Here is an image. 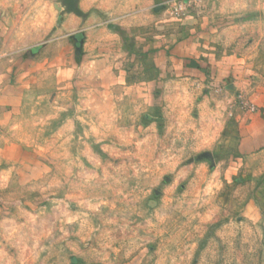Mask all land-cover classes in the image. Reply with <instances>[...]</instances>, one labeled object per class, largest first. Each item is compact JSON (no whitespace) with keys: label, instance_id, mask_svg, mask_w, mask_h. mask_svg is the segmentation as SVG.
<instances>
[{"label":"rangeland","instance_id":"1","mask_svg":"<svg viewBox=\"0 0 264 264\" xmlns=\"http://www.w3.org/2000/svg\"><path fill=\"white\" fill-rule=\"evenodd\" d=\"M9 27L0 264H264V149L114 89L141 68L217 100L264 87V0H37V40ZM182 54L196 74H172ZM240 85L228 117L256 110Z\"/></svg>","mask_w":264,"mask_h":264},{"label":"crops","instance_id":"2","mask_svg":"<svg viewBox=\"0 0 264 264\" xmlns=\"http://www.w3.org/2000/svg\"><path fill=\"white\" fill-rule=\"evenodd\" d=\"M7 10L17 11L18 13L21 11L25 12L23 17L22 14L19 17L22 19H18L17 15L16 17L15 15H8ZM7 25L8 28L6 27ZM9 25L18 28L19 32L17 35L21 38V41L37 40V38H33V36H37V0H16V2L0 0V40H8L11 32ZM31 27L34 28L31 29ZM179 56L180 58L182 57V60H180L178 65L173 66L174 73L172 74L184 75L198 72L196 69L197 64L186 60L188 55L182 54ZM141 70L138 72L142 74L141 78L139 77L135 80L133 76H130L128 81H125V71L118 72L116 79H119V81L115 83L114 89L120 92L121 97L130 99V101L133 100L138 104L141 103L139 101H144L147 107L154 106L156 101H163V103L168 101L167 106L169 107V101L171 102L173 98L189 100L192 106L191 110H193V112L191 111L193 117L191 122H193L194 126H205V137L225 139L231 133L236 142L235 146L230 149H245L246 151H249V149H264L263 86L258 85V89L250 91V88L248 89L247 87L248 84L244 82L240 85V83L235 81L226 87V90L229 91L227 96L224 97L223 95L220 100H217V98L211 96V92L206 87L202 89V84L192 82L184 86L170 79L166 82H155L153 77L149 78L146 76L148 73L147 68H141ZM163 70H167L169 74L172 72L169 65L163 67ZM143 73H145V76ZM130 75H132V72H130ZM194 84L196 85L195 87L193 86ZM239 85L247 90V96L249 100L255 102L256 110L253 113L249 111H240L238 113L235 111L232 117H228L227 102L232 99L230 92H233ZM177 111L180 112L181 110ZM224 114L227 116L225 115L222 118ZM148 116L146 114V118Z\"/></svg>","mask_w":264,"mask_h":264}]
</instances>
